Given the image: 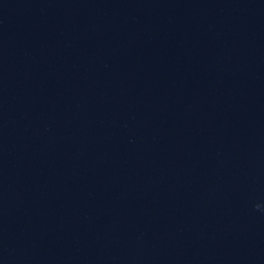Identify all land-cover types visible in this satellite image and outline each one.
I'll list each match as a JSON object with an SVG mask.
<instances>
[{
	"label": "water",
	"instance_id": "1",
	"mask_svg": "<svg viewBox=\"0 0 264 264\" xmlns=\"http://www.w3.org/2000/svg\"><path fill=\"white\" fill-rule=\"evenodd\" d=\"M0 264H264V0H0Z\"/></svg>",
	"mask_w": 264,
	"mask_h": 264
}]
</instances>
